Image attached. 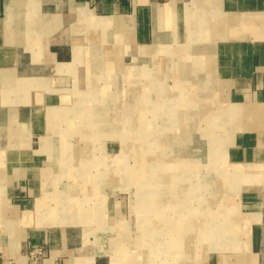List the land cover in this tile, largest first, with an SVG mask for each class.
Instances as JSON below:
<instances>
[{
  "label": "crops",
  "instance_id": "0c3cea01",
  "mask_svg": "<svg viewBox=\"0 0 264 264\" xmlns=\"http://www.w3.org/2000/svg\"><path fill=\"white\" fill-rule=\"evenodd\" d=\"M120 104L157 113L167 144L205 130L231 154L256 252L207 264H264V0H0V264H113L92 219L104 198L120 216L102 187Z\"/></svg>",
  "mask_w": 264,
  "mask_h": 264
},
{
  "label": "rangeland",
  "instance_id": "374dc122",
  "mask_svg": "<svg viewBox=\"0 0 264 264\" xmlns=\"http://www.w3.org/2000/svg\"><path fill=\"white\" fill-rule=\"evenodd\" d=\"M120 98L125 103L126 95ZM135 109L128 116L126 104H120L118 136L113 137L118 155L102 174L104 192L119 199L120 216H109L104 198L97 208L102 215L92 219L102 225L104 247L114 257L113 264H207L254 253L249 246L239 249L240 235H245L238 233L237 210L240 197H254L253 180L244 177L231 154L217 139L205 136V130L193 138L169 139L167 144L168 139L156 136L157 113L144 123L142 107ZM172 197H191L193 217L185 214L183 203L176 202L180 204L176 211ZM190 220L198 230L191 234L184 232ZM176 225L183 231L172 232ZM194 237L200 249L193 247ZM259 258L264 261V249Z\"/></svg>",
  "mask_w": 264,
  "mask_h": 264
},
{
  "label": "built area",
  "instance_id": "2783aa9c",
  "mask_svg": "<svg viewBox=\"0 0 264 264\" xmlns=\"http://www.w3.org/2000/svg\"><path fill=\"white\" fill-rule=\"evenodd\" d=\"M32 255L36 258V260H39L41 257L44 256V253L41 248H36L33 252Z\"/></svg>",
  "mask_w": 264,
  "mask_h": 264
},
{
  "label": "bare ground",
  "instance_id": "6f19581e",
  "mask_svg": "<svg viewBox=\"0 0 264 264\" xmlns=\"http://www.w3.org/2000/svg\"><path fill=\"white\" fill-rule=\"evenodd\" d=\"M159 25H160V24H159ZM41 91H42V90H41ZM187 92H188V91H187ZM189 93H190V92H189ZM189 93H188V95H189ZM193 93H194V92H193ZM195 93H196V92H195ZM185 94H186V93H185ZM177 95H179V94H177ZM188 95H187V96H188ZM190 95H192V94H190ZM190 95H189V96H190ZM194 95H195V94H194ZM194 95H193V96H194ZM179 97H180V96H179ZM180 99H181V98H180ZM194 99H195V98H194ZM174 102H175V101H174ZM179 102H180V101H179ZM190 103H193V102H190ZM197 103H198V102H197ZM196 106H197V105H196ZM60 111H61V110H60ZM236 112H237V111H236ZM99 117H100V116H99ZM182 119H183V118H182ZM79 135H80V134H79ZM135 144H136V143H135ZM61 160H62V159H61ZM162 160H163V158H162ZM165 164H166V163H165ZM150 166H151V165H150ZM26 168H27V167H26ZM18 169H19V168H18ZM161 178H162V177H161ZM176 189H177V188H176ZM145 194H146V193H145ZM189 194H190V193H189ZM177 199H178V198H177ZM189 199H191V197H189ZM180 201H181V200H180ZM182 208H183V207H182ZM186 209L190 211V210H191V207L188 206ZM176 210H177V209H176ZM180 210H181V209H180ZM183 221H184V220H183ZM188 225H189V224L186 223V224H184V227L187 228V227H189ZM198 226H199V225H198Z\"/></svg>",
  "mask_w": 264,
  "mask_h": 264
}]
</instances>
